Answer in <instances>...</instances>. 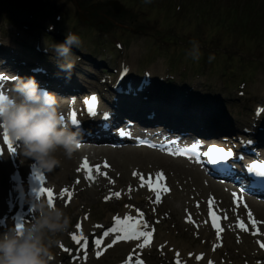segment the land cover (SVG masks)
<instances>
[{"label":"rangeland","instance_id":"374dc122","mask_svg":"<svg viewBox=\"0 0 264 264\" xmlns=\"http://www.w3.org/2000/svg\"><path fill=\"white\" fill-rule=\"evenodd\" d=\"M74 1L82 11L83 20L80 19L71 0H0V4L3 5L0 8V35H7L11 53L32 59L25 54L27 47L24 44L28 43L30 45L28 48H32L34 39H38L41 43L40 47H47L48 53L51 52L52 57L47 54L50 62L59 63L62 60L52 50L53 45L63 42L67 35L65 29L70 28L72 34L79 36L81 44L79 47H73L78 51V55L71 53L65 59L71 63L77 62L75 59L81 54L87 56V59H82L83 65H86L84 73H88L86 70H89L94 75L87 79L88 84L85 85L82 82L85 86L96 87L95 78L106 71V68L111 70L114 67L113 59L119 53L113 48V38H119L123 43L120 59L123 62L128 61L134 73L140 74L141 69L148 68L156 78L164 74L165 67H169L171 74L175 76V82L181 83L186 88L195 86L197 88L195 92L199 94V97L204 94L221 102L219 114L231 123L246 119L251 114L255 103H264L260 97V91L264 87V22L258 34H254L253 31L246 32L248 28L253 30L260 19L264 10V0H207L203 5L198 0H185L186 4L178 15L174 14V12L177 13L174 7L176 0H151L144 5L140 0H118L123 6L119 14L113 12L109 5L110 0ZM230 2H233L234 8L228 12ZM18 3L19 5L16 6ZM29 3L31 6L26 7ZM222 5L228 6L223 8ZM37 7H43L47 14L55 11L63 15L62 21L56 24L55 32H45L43 20L39 21L36 16L39 11ZM194 11L198 18L202 13L205 14L202 28L195 29L197 19L191 21L186 17L188 14L192 15ZM240 12L243 14V21L239 23H245L246 26L243 33L240 32L242 27L233 21L234 18L242 20V16L237 14ZM208 13L211 14L210 17ZM28 15L33 16L31 22L37 23L38 29L30 23V26L28 25L26 22ZM49 21L52 19L49 18ZM200 24L202 25V22ZM24 26L27 30L22 28ZM57 31L59 32L56 33ZM192 41L199 43V60H194L188 55L192 48ZM107 44L111 46L104 48ZM155 48L159 50L155 52ZM162 49L167 51L164 52ZM96 54H99L101 56L99 59L105 62L104 67L97 70L92 67L90 58ZM226 55L234 58L230 64L226 62L230 58ZM209 56L215 58L209 62ZM211 63L212 66L209 67ZM225 65L228 69L226 73L223 70ZM182 67L186 68L185 72L182 71ZM82 76L88 78L85 75ZM243 79L246 80V86L243 89L245 95L238 97L237 84L245 81ZM211 100L209 98V101ZM102 193L91 196L89 201L77 196L68 206L73 220L82 206L91 209L92 221H102L109 209L114 210L115 205H106L101 202ZM71 228L72 225L69 229ZM171 237L184 243L187 249L199 247L200 242L194 240L181 226L172 232ZM59 238L63 239L64 236L59 234ZM56 250L57 248L53 247L51 251ZM230 253L233 256L236 251L230 249ZM120 258L115 259L109 250L101 259L94 260L93 263L90 261L89 264H112Z\"/></svg>","mask_w":264,"mask_h":264},{"label":"clouds","instance_id":"9594fccd","mask_svg":"<svg viewBox=\"0 0 264 264\" xmlns=\"http://www.w3.org/2000/svg\"><path fill=\"white\" fill-rule=\"evenodd\" d=\"M151 0H145L150 3ZM51 31V26L49 27ZM188 55L200 59V46L192 41ZM79 36L68 33L61 43L53 45L58 58L71 55L79 47ZM45 52L48 49L45 48ZM214 56H209V62ZM64 78L71 80L72 63L58 64ZM16 97L0 104V128L6 129L11 141L18 144L22 155L33 158L40 168L52 172L60 166L56 157L63 150L67 158L81 148L80 133L71 130L58 112L57 95L42 89L34 77H17ZM30 222L17 230L15 226L0 232V264H50L52 248L60 245L59 234L68 232L71 218L63 208L54 207L47 199L38 198L31 209Z\"/></svg>","mask_w":264,"mask_h":264},{"label":"bare ground","instance_id":"6f19581e","mask_svg":"<svg viewBox=\"0 0 264 264\" xmlns=\"http://www.w3.org/2000/svg\"><path fill=\"white\" fill-rule=\"evenodd\" d=\"M55 76H57V73L54 74V77L52 78V81H54L56 84H60V86L64 87V84L58 81ZM71 81V80H70ZM69 82V81H67ZM74 87L77 86V82L74 81ZM191 99H195V97H191ZM189 102L193 103V100ZM126 104V103H125ZM135 107L138 106V102L133 103ZM183 104L182 102L178 101V99L175 100H168L164 101L163 97L160 96H154L152 98H149L147 101L144 102V108H154L157 110V118L162 117L168 121H171L174 124H179L182 125L183 127L191 128L196 131L199 130V126H203L204 128L208 124V127L212 130L214 128H217V125L219 124L217 120H219V117H217L215 120H210L216 115V107H212V105L208 102H202L198 107H196L193 110L186 111V113H192L197 114L196 116H193L192 120L185 114L184 111V106L179 107ZM131 109V108H130ZM127 109V106L124 108V112L122 111V108H118V111L123 112L127 115L129 114H134L136 111L135 110H130ZM118 113V112H117ZM119 114V113H118ZM120 115V114H119ZM181 116V118L179 116ZM210 120V121H209ZM209 121V123H208ZM220 123L222 124L225 120H219ZM243 123L239 124L241 126ZM234 126V125H233ZM231 123H228L223 127V129L227 130L230 129V127H233ZM237 126V127H239ZM235 129V127H233ZM210 130V131H211ZM86 154L84 157L89 155L91 158L94 159L90 154ZM104 156H107L109 158V161L113 163L114 169L112 170V173L116 177L118 181V187L123 188L124 190L127 191H132L133 187V181L132 177L130 176L133 175V170L132 168L134 167V164L136 165H143L144 163H150L151 161L154 162L158 166H164L167 168L168 172L173 171L174 172V177L172 179H180V182L183 183V178H187L190 176V180H186L183 184L179 185V190H175L174 193V199H181L182 197L185 198L186 195L191 194L197 199L202 200L204 196H200L195 192V189H198L200 187V182L203 181L201 177V173L193 168L186 167L183 162H175V161H166L160 157L155 156L153 153H148L142 150H129V151H103ZM24 155L21 160V165L22 169L24 171ZM56 157L57 159L60 160V166L62 167L61 169L58 170H53L50 172V175L53 176V178L60 180V181H65L67 182L69 179L66 177L70 174L69 172H66L67 169L74 168V165H76L77 160H76V155L73 154L72 158H67L63 150H58L56 152ZM83 157V158H84ZM81 162V160H80ZM18 163V161H17ZM19 164V163H18ZM77 167H79V164H77ZM142 167V166H140ZM19 169V168H18ZM12 168H10L7 164H0V213L3 212L4 210V205L3 201L5 199V195H3V192L5 191V194L7 192V189H10V184L9 180L6 179V174L10 172ZM20 170V169H19ZM136 172V171H135ZM63 176H59L62 175ZM76 175L80 176L79 172H75ZM137 183V179H136ZM109 186V185H105ZM213 189H218L217 186L215 185H209L207 187L202 188L204 194H206L209 190ZM99 190L98 187L86 189V190H79L80 197L84 200L90 199L91 196L95 195L97 191ZM180 190H182V194L180 193ZM144 193L143 191L138 192L137 194H142ZM221 197L222 195H225L223 192L220 191ZM125 198V196L123 197ZM255 210L258 213V217H264V208H261L259 206H255ZM240 216L243 219L248 220V215L244 212L240 213ZM262 229L260 232H263L264 230V225L260 227ZM242 246V249L245 251L244 253L246 255L249 254V250L251 248V244L247 241H244ZM251 256H249L250 258ZM183 261H186V259L183 257Z\"/></svg>","mask_w":264,"mask_h":264},{"label":"snow or ice","instance_id":"6c2138e0","mask_svg":"<svg viewBox=\"0 0 264 264\" xmlns=\"http://www.w3.org/2000/svg\"><path fill=\"white\" fill-rule=\"evenodd\" d=\"M8 100V98L5 95L0 94V104H3L4 102H6ZM85 104L87 106V111L90 114H95V110H96V105H97V97L96 96H92L90 99H86L85 100ZM72 123H77V119H76V114L73 113L72 114ZM3 140L4 143L7 145V150L8 153H15L16 152V147L13 146V142L11 141L10 137L7 134L6 129L4 130L3 133ZM18 147V145H17ZM0 154H3V150L0 149ZM207 155H209L212 159V162L215 163L216 160H224L230 156H232V152L230 150L226 151L223 148H219V147H212L210 149V151L207 153ZM104 167H110V165L105 161L104 163ZM261 167V174L264 175V166H260ZM78 172H83L85 174V179L92 181L94 179L93 173H95L96 175H107V173H101L100 172V165H96L95 167H93L92 165L89 164L88 160L85 159L80 167L77 170ZM133 176H139L141 182H142V186H143V182H144V176L143 174L137 173V172H133ZM35 179L37 181L40 182L41 187L39 188L38 192H37V197H43L45 196V194H47L48 197V201L50 204H53V192L50 189H47L46 187H44V182H45V177L42 173L40 172H36L35 173ZM165 178V174L161 171L158 172L156 174V186L154 188H152L151 190L156 192V196H155V202L156 203H160L161 202V193H167L170 191V189L166 186V184H164L163 186L161 185V182L164 181ZM112 183H114V181H110ZM148 182H149V186L151 188V182H152V177L151 175L148 178ZM77 184L80 183V181H76ZM62 196H67V197H71L72 193H70L67 189L62 190L61 193ZM113 195H115L116 198L120 197V193H114ZM111 196L109 197H105V200L107 201L108 199H110ZM70 202V201H69ZM237 205L239 206V202H236ZM213 204H214V198H210V202H209V217L211 220V226L216 230L217 233V239L219 240L220 237V233L224 231V229L221 227L219 221V217L215 214L214 210H213ZM199 206V205H197ZM245 208H247V205H244ZM248 224H245V222L243 220H241L239 217L237 218V224L236 227L239 228L241 231H248V226L250 225L253 229H256L255 232H253V235H256L259 232V228L258 225L262 222H259L255 219V217L253 216V214L251 213V211H248ZM225 220L228 219L227 215H225L223 217ZM132 217L131 216H126L124 219H121L119 217H115V227L113 228H109L106 231H104V236H108L110 233H120L123 232L124 235H117L115 240L113 241V243H115L116 241L119 240H140L141 238H144V242L140 245H138L139 247H145L148 243H149V238L152 235V232H148V231H140V227H141V222H137V223H129L130 221H132ZM186 222L189 223H194V221H192L191 216L189 215L186 219ZM207 223V221L205 222ZM22 224H17L16 228L17 230H20L22 228ZM77 229H80V224H77ZM95 227H102L100 225H96ZM143 227L147 228V223H143ZM197 227H199L197 225ZM154 231V230H153ZM73 243L79 247H81L83 250H87L88 247V238L83 236V233L81 232V236L80 239L77 238V236L75 234H72L71 236ZM83 241V243H82ZM239 242V240L237 241ZM92 243L99 248L102 244V241L99 239H96L94 241H92ZM112 244H109L108 247H112ZM219 245H217L218 247ZM262 247H264V245H261ZM61 249L65 252H71L70 249L65 248L62 244H61ZM97 256L99 257L100 255H102V252H97L96 253ZM179 253H177V264H179ZM197 259H200V257H197ZM125 264H132V258L129 257V259L127 261H125ZM135 264H143L142 260H137L135 262Z\"/></svg>","mask_w":264,"mask_h":264},{"label":"water","instance_id":"95a60500","mask_svg":"<svg viewBox=\"0 0 264 264\" xmlns=\"http://www.w3.org/2000/svg\"><path fill=\"white\" fill-rule=\"evenodd\" d=\"M113 5V7H114V11L115 12H118L119 10H120V7H117V6H115L114 4H112Z\"/></svg>","mask_w":264,"mask_h":264}]
</instances>
